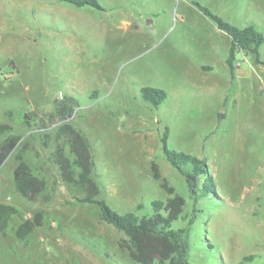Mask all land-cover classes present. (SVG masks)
<instances>
[{"label":"rangeland","instance_id":"rangeland-1","mask_svg":"<svg viewBox=\"0 0 264 264\" xmlns=\"http://www.w3.org/2000/svg\"><path fill=\"white\" fill-rule=\"evenodd\" d=\"M189 1L264 34V0ZM98 2L103 10L0 0V125L10 126L0 142L19 135L14 163L26 146L24 161L45 181L28 200L15 188L16 166L0 168V202L19 209L0 232V264H135L127 236L102 221L95 204L80 202L83 189L65 183L53 162L57 145L68 154L66 124L87 138L97 198L116 212L151 214L152 201L183 198L173 227L189 226L188 264H264V65L237 52L232 78L229 36L190 2L139 0V8L154 7L143 15L161 25L155 36L114 26L122 15L112 7L124 10L126 0ZM139 85L168 95L155 108ZM69 97L72 111L62 119L57 109ZM166 127L170 148L206 160L216 195H190L161 150ZM38 211L43 224L19 239L15 229Z\"/></svg>","mask_w":264,"mask_h":264},{"label":"trees","instance_id":"trees-1","mask_svg":"<svg viewBox=\"0 0 264 264\" xmlns=\"http://www.w3.org/2000/svg\"><path fill=\"white\" fill-rule=\"evenodd\" d=\"M76 7L90 6L99 10L104 8L98 0H62ZM204 16L209 18L216 27L230 38L226 63L230 76L234 77L235 57L237 52L250 53L255 63L263 64L260 58V47L264 43V34L255 25L237 27L224 17L215 13L197 1L191 2ZM209 68L208 66H202ZM97 91L91 97H96ZM141 97L151 106L158 108L166 99L165 89L154 86H143L140 89ZM74 98H65L57 109L58 115L64 119L70 115ZM27 114H24V118ZM10 129L7 124L0 125V133ZM68 147V154L62 145H57L52 153L53 162L58 166L62 180L68 184H77L85 192L79 201L95 204L98 207L99 218L122 231L126 236L135 264H188L189 254V226L174 228L173 222L183 212L184 200L180 195L168 197L165 201L151 202V214L138 215L133 211L118 213L107 204L105 199L97 198L99 187L93 179V157L87 138L81 130L66 124L62 127ZM169 130L166 127L160 137L161 150L166 161L174 167L186 181L188 191L197 201L199 196L209 193L216 195L215 181L205 159L183 151H176L168 145ZM20 140L19 135L8 134L0 142V166L7 156L16 148ZM23 146L16 154L18 164L14 170L16 190L26 199L33 200L45 188V181L35 176L31 167L24 161ZM154 176L157 177L156 165L152 163ZM202 177V182L199 178ZM19 209L11 203L0 202V232L4 233L12 215L18 214ZM192 221V220H191ZM190 221V223H191ZM43 224V213L35 212L32 219L22 221L15 229L19 239H25L35 227ZM250 259V256L243 258ZM111 264H119L111 262ZM241 264V263H237Z\"/></svg>","mask_w":264,"mask_h":264},{"label":"crops","instance_id":"crops-1","mask_svg":"<svg viewBox=\"0 0 264 264\" xmlns=\"http://www.w3.org/2000/svg\"><path fill=\"white\" fill-rule=\"evenodd\" d=\"M138 1L139 0H126V2L124 3V5L126 6L124 8V10L118 4H116V5H114L112 7L113 10H117L118 9L119 12L116 11V13H120L122 15V22H120L119 24L118 23L117 24L114 23L115 24L114 26L116 28L122 29L124 31H131V32L133 31V32H136V33L143 32V30H145L149 34H151L152 36H155L157 31L159 29H162L161 25L158 24L157 22H155L152 18H148L147 15H146V13L149 12L150 10H153L154 7H151L148 10H145V8L144 9L143 8H139ZM141 1H142L141 3H144L146 0H141ZM184 1L186 3L190 2L189 0H184ZM144 10L146 12L145 15H143ZM112 18H114V17L112 16ZM208 23H210V22H208ZM216 30L217 31H221L217 27H216ZM202 66H208L209 68H203ZM202 66H201L202 69L205 70V71L212 70V67L209 66V65H202ZM139 86H140V89H141V87H143L141 85H139ZM145 86H150V85H145ZM11 153L4 160V162L2 163L0 168L3 167L7 163H11V166H13V169L15 168L16 163H14V159H13ZM0 178H1V176H0Z\"/></svg>","mask_w":264,"mask_h":264},{"label":"built area","instance_id":"built-area-1","mask_svg":"<svg viewBox=\"0 0 264 264\" xmlns=\"http://www.w3.org/2000/svg\"><path fill=\"white\" fill-rule=\"evenodd\" d=\"M60 93V92H59Z\"/></svg>","mask_w":264,"mask_h":264},{"label":"flooded vegetation","instance_id":"flooded-vegetation-1","mask_svg":"<svg viewBox=\"0 0 264 264\" xmlns=\"http://www.w3.org/2000/svg\"><path fill=\"white\" fill-rule=\"evenodd\" d=\"M226 34V33H225Z\"/></svg>","mask_w":264,"mask_h":264}]
</instances>
